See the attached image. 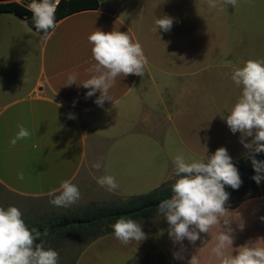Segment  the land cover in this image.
Returning <instances> with one entry per match:
<instances>
[{"label":"crops","instance_id":"1","mask_svg":"<svg viewBox=\"0 0 264 264\" xmlns=\"http://www.w3.org/2000/svg\"><path fill=\"white\" fill-rule=\"evenodd\" d=\"M148 1L101 0L96 10L76 12L56 22L54 34L46 41L34 30L29 33L23 19L0 12V185L8 192L38 199L49 197L62 181L84 178L86 172L97 181L103 176V160L97 170L88 153L91 149L96 154L103 128L115 121L116 155H124L117 161L118 169H124L125 176L126 170L144 175L143 194L171 179L175 166L168 152L183 154L191 162L224 147L233 163L247 159L249 150L240 143L241 134L232 133L226 124L241 94L230 77L245 62L242 48L264 36V0H238L237 7L229 5L224 11L209 9L208 0ZM146 7L162 9L157 19L172 18L171 30L154 32L140 26L153 14L146 13ZM97 29L127 33L142 45L147 60L143 77L116 78L109 90L112 101H105L103 107L95 103L99 92L86 98L89 89L65 86L72 73L78 84L92 75L87 71L95 63L88 36ZM223 81H227L224 86ZM190 94L196 95L198 109L189 107ZM229 98L235 101L229 104ZM70 114L75 118H68ZM187 120L197 122L196 136L183 131ZM98 123L102 132L96 134ZM18 124L32 136L10 147ZM88 136L94 137L93 142ZM251 139L245 137V143ZM199 149L205 150L199 153ZM162 150L164 165L153 160ZM20 172L22 181L17 179ZM228 210L233 219V249L249 242L264 247V240L257 241L264 239V197L243 200ZM218 231L213 227L209 235L201 233L195 244L185 239L183 260L173 257L180 245L167 231L146 234L139 244L127 246L111 232L89 243L69 264H187L196 252L201 264H219L211 255ZM203 242L209 243L204 247Z\"/></svg>","mask_w":264,"mask_h":264},{"label":"clouds","instance_id":"2","mask_svg":"<svg viewBox=\"0 0 264 264\" xmlns=\"http://www.w3.org/2000/svg\"><path fill=\"white\" fill-rule=\"evenodd\" d=\"M59 3L60 0H32L28 6L35 33L45 41L51 38L57 27L55 13ZM229 5L237 7L238 0H208L209 9L224 11ZM172 25L173 20L170 17L156 18L153 31L160 29L168 32ZM24 26L29 33L33 32L27 21ZM88 41L93 45L91 52L95 61L87 69L92 75L78 84L77 75L72 73L67 77L65 86L82 85L89 89L86 98L99 92L95 103L103 107L105 101H112L109 90L115 84L116 78L121 75L143 77L147 60L142 45L139 42L134 43L124 32L105 33L97 29L88 36ZM230 78L236 87L241 88V94L226 116V124L232 133L241 134L240 143L249 150V158L256 173L252 179L259 184L264 179V161L255 159V154L264 153V60L245 61L242 67L233 69ZM68 118L75 117L70 114ZM17 128L18 132L9 140L10 147H15L18 141L32 136L23 124H18ZM245 137L252 139L245 143ZM173 163L174 174L179 178L172 185L171 198L161 201L157 206L158 213L168 223L169 238L174 244L180 245V250L174 252L173 257L184 259L185 239L195 244L201 239V233L209 235L213 227H218L211 255L219 264H264V247L257 246V242L246 243L237 249L232 247L233 219L227 207L230 194L225 186L238 190L242 180L227 149L217 148L214 154L191 162L183 154H179L173 157ZM101 167L99 162L93 164V168L97 170ZM17 179H24L23 172L18 173ZM97 183L109 192L119 187L115 177L107 174L99 177ZM48 195L51 205L69 208L80 200L81 194L75 184L65 180ZM261 219L264 220V217ZM111 227L115 239L121 245L127 246L132 242L139 244L146 239L142 223L134 219L121 216ZM239 227L242 230L243 224ZM47 235V229L43 233L35 227L29 229L17 207L9 206L6 210L0 207V264H59V253L45 247L46 241L42 236ZM259 240L264 239L257 241ZM203 243L206 247L209 242ZM229 249L232 251L229 252ZM234 251L236 255L232 254ZM187 264H201L197 252Z\"/></svg>","mask_w":264,"mask_h":264},{"label":"rangeland","instance_id":"3","mask_svg":"<svg viewBox=\"0 0 264 264\" xmlns=\"http://www.w3.org/2000/svg\"><path fill=\"white\" fill-rule=\"evenodd\" d=\"M150 1H148V3H151ZM158 6L164 7L163 5L160 4ZM159 10L162 9L161 8L153 9L152 7H146L145 12L153 13V14L148 15L146 21L145 22L143 21L140 24V26L145 25L146 27H150L151 29H153L155 19L160 17V15L158 14ZM152 16H154L155 18H151ZM232 36L236 39L240 38L236 34ZM220 43L221 42H219V44ZM231 45L234 46L235 43L233 44V42H231ZM157 47H159V49L161 48L160 43L158 44ZM244 48L246 49V51L244 50ZM244 48H242L241 50V52L244 54L242 57L243 61L264 60V36H260L257 42H255V44L252 43L250 47L246 45ZM226 83L227 81L221 82L223 86L226 85ZM190 95H191L190 96L191 101L187 100L188 103L190 104L189 107L198 109L196 95L194 94H190ZM233 101L235 100H230L229 98L228 102L230 104ZM194 116L196 115L194 114ZM99 124L100 123L96 124L97 125V128L95 129L96 134L102 132V130H100V128L98 127ZM184 124H185V128L183 129L184 132L188 131L191 132L192 135L194 136L197 135V132L195 130L197 126V122L195 120H187L184 122ZM116 129H117L116 121L112 122L108 126V128H103V137H101L100 135L101 138L97 140V144H96L97 150L95 151L96 154H93L91 149L88 153V157H91L93 155V159H94L93 164L103 160L102 165L105 168L103 170V175L107 174L114 176L117 183L119 184V187L115 191L109 192L108 190H106V188L101 187L97 183V181H95L93 177H91V174H87L86 172V176L84 178L82 177V175H79V179L77 178V180L73 183L79 188L81 195H80V200L76 204L70 206L69 208L56 207L51 205L49 203L50 197L32 199V198H26L11 194L1 185H0V207H3L5 210L9 206L17 207L22 212V219L25 221L26 225L30 227L32 224H37L48 219H53L54 217L57 216L70 214L72 212L81 211L91 206L103 207L110 205H118L120 202L125 201L130 197L143 195V193L140 191H144V189H146V185L143 183V179H145V176L140 175V172L136 174L135 172L133 173L130 170H126V176H125L122 173L124 169H118L117 161H122L124 155L120 154L119 157H117L116 155L117 153L116 148L118 147V142H119V139L116 142ZM93 138L88 136V139L91 142H93ZM123 141L124 140L121 139V143H123ZM166 142H170V139H168V141ZM157 147L161 149L159 146ZM167 147L170 148L171 145L168 144ZM204 150L205 149H199V153H202ZM165 153L166 152L163 150L159 153H156V155L153 157V160L155 162L160 163L161 165H164L166 162ZM171 157H174V155H172L171 152H168V158ZM144 160H146V158ZM233 164L237 167V169H239V168L248 167L249 165H251V162L249 159L244 158L243 160L234 162ZM141 170L143 169L141 168ZM121 174L123 175L121 176ZM131 174H136L137 176L134 175L130 177ZM178 178L179 177H177L173 172L171 179L168 180L167 182L174 184ZM129 180H133V181L128 182ZM126 183H128L129 185H127ZM117 190H120L121 192L125 193V197H122ZM229 194H230V199L227 203L228 208L235 207L241 202L240 200L242 198L243 191L241 190L233 191V192H229ZM251 195H257V197L254 198L264 197V181L257 184L256 191L251 192L248 190L246 192V197ZM136 221L142 223V230L145 232V234H149V235L153 234L154 236H157L161 232L167 231L168 229L167 221L158 212L140 216L136 219ZM106 228L107 227L104 226L103 231H105ZM165 241H168V238L165 239ZM83 243H84L83 240L68 239L63 241H57L55 243H49L46 245V248L50 247L53 249L54 247L53 245H55L56 246L54 247L56 248L55 251L59 253V263L69 264L74 259H77V257H79V255L82 253L83 249L87 245H89V244L87 245L85 244V247H83L84 245Z\"/></svg>","mask_w":264,"mask_h":264},{"label":"trees","instance_id":"4","mask_svg":"<svg viewBox=\"0 0 264 264\" xmlns=\"http://www.w3.org/2000/svg\"><path fill=\"white\" fill-rule=\"evenodd\" d=\"M100 1L101 0H60L55 13L56 22L76 12L96 10L99 8ZM0 12L13 14L16 17L27 21L28 26L35 31L32 22V13L26 11L21 6L9 2V0H0ZM247 159L251 162L249 156ZM255 159L264 161V153L255 154ZM250 167H253L252 163L248 167L239 168L238 171H243ZM262 181H264V179H262L261 182ZM172 185L173 183L165 182L147 194L130 197L125 201L120 202L118 205L103 207L91 206L81 211L72 212L37 224H32L28 228L31 229L35 227L41 233L47 229L48 235L46 237L42 236V239L46 241L45 247L49 243L68 239L83 240V247H85V244L87 245L97 238L113 232L111 225L121 216L136 220L138 217L145 214L158 212L157 207L148 209H145L144 207L161 202L171 196ZM240 190L243 191L240 201L257 197V195L246 197V192L248 190L251 192L257 190L256 183L251 185H241L238 190L232 188L226 189L228 193ZM104 226L107 227L105 231H103ZM53 246L56 247L55 245ZM54 247L53 250L56 249Z\"/></svg>","mask_w":264,"mask_h":264},{"label":"water","instance_id":"5","mask_svg":"<svg viewBox=\"0 0 264 264\" xmlns=\"http://www.w3.org/2000/svg\"><path fill=\"white\" fill-rule=\"evenodd\" d=\"M239 172V175H240V178L242 180V184L241 185H250V184H255L256 182L252 179V177L254 175H256L255 171H254V168L253 167H250V168H247L243 171H238ZM231 187L230 186H225V190L226 189H230ZM171 196H169L167 199H170ZM166 200V199H165ZM158 203H154V204H150V205H147L146 207H144L145 209H148V208H153V207H157Z\"/></svg>","mask_w":264,"mask_h":264},{"label":"built area","instance_id":"6","mask_svg":"<svg viewBox=\"0 0 264 264\" xmlns=\"http://www.w3.org/2000/svg\"><path fill=\"white\" fill-rule=\"evenodd\" d=\"M9 2H13L31 13L28 6L32 3V0H9Z\"/></svg>","mask_w":264,"mask_h":264}]
</instances>
